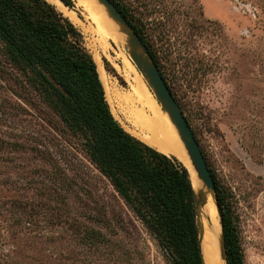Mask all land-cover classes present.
Masks as SVG:
<instances>
[{
	"label": "rangeland",
	"instance_id": "374dc122",
	"mask_svg": "<svg viewBox=\"0 0 264 264\" xmlns=\"http://www.w3.org/2000/svg\"><path fill=\"white\" fill-rule=\"evenodd\" d=\"M47 1L82 31L121 125L117 97L135 76L126 64L156 98L99 0ZM117 1L200 144L244 264H264V0ZM24 79L0 39V264H173Z\"/></svg>",
	"mask_w": 264,
	"mask_h": 264
},
{
	"label": "trees",
	"instance_id": "16d2710c",
	"mask_svg": "<svg viewBox=\"0 0 264 264\" xmlns=\"http://www.w3.org/2000/svg\"><path fill=\"white\" fill-rule=\"evenodd\" d=\"M61 1L74 6L72 0ZM112 1L149 48L142 30L119 1ZM33 5L29 11L17 0H0V39L13 70L24 75L28 91L57 115L61 131L70 136L66 141L84 151L171 262L204 264L187 168L120 124L82 31L47 0H34ZM214 182L227 264H244L235 223Z\"/></svg>",
	"mask_w": 264,
	"mask_h": 264
},
{
	"label": "bare ground",
	"instance_id": "6f19581e",
	"mask_svg": "<svg viewBox=\"0 0 264 264\" xmlns=\"http://www.w3.org/2000/svg\"><path fill=\"white\" fill-rule=\"evenodd\" d=\"M54 1L60 7H65L60 0ZM82 1H85L87 6L90 5L87 0ZM125 66L134 72L135 76L131 77L133 79L131 90L117 97L119 111L116 109L115 112L118 119L129 132L142 141L168 155L177 157L188 169L195 192L199 193V188L206 190L207 187L199 178L178 130L167 112H164L158 104L153 92L151 93L134 64ZM100 69L104 75L106 71L102 65ZM200 220L204 234L201 243L204 264H226L222 256L223 241L220 216L214 195L210 191L207 194L206 204L200 207Z\"/></svg>",
	"mask_w": 264,
	"mask_h": 264
},
{
	"label": "water",
	"instance_id": "95a60500",
	"mask_svg": "<svg viewBox=\"0 0 264 264\" xmlns=\"http://www.w3.org/2000/svg\"><path fill=\"white\" fill-rule=\"evenodd\" d=\"M99 2L102 3L106 7L109 15L116 22H118V24L121 27V30L126 33L127 43L130 47L129 52H130V56L132 60L136 64L137 68L142 72L148 84L153 89L156 95V98L161 103L163 109L168 113L171 121L176 126L178 133L180 135V138L183 141L190 155V158L194 164V167L198 173L199 178L203 181V183L207 187L206 190L199 188L198 194H196L194 190L196 207L198 211V219L200 218V207L206 204L207 194L209 191L212 192L214 195L218 213L220 216L219 206H218L217 197H216L215 182H214L212 172L209 168V165L203 154L200 144L198 140L196 139L194 132L182 111V108L180 107L179 103L173 96L157 63L155 62L146 44L140 38L135 28L129 23L126 17H124V15L120 11V9H118V7L115 5V3L112 0H99ZM220 223H221V216H220ZM199 230H200L199 241L201 245L204 234H203V227L200 221H199ZM222 241H223L222 256L227 264V254H226V249H225L223 228H222Z\"/></svg>",
	"mask_w": 264,
	"mask_h": 264
}]
</instances>
